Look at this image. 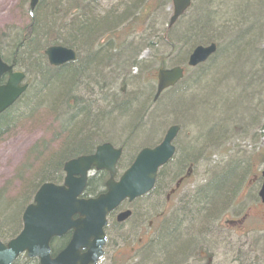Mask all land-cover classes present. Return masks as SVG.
Listing matches in <instances>:
<instances>
[{
  "label": "trees",
  "instance_id": "16d2710c",
  "mask_svg": "<svg viewBox=\"0 0 264 264\" xmlns=\"http://www.w3.org/2000/svg\"><path fill=\"white\" fill-rule=\"evenodd\" d=\"M94 1L99 0H93V2ZM222 3H224V0H222ZM167 6H170V0H117L116 6H114L112 10L101 12L103 13V17H101L97 14L94 7H90L89 2L88 4L85 3V0H66V4H64V0H51V2L49 0H39L34 11L29 12L28 16L31 17L29 24L21 32L13 35L12 41L10 44H7L9 52L4 57L3 61L12 64L15 69H22L21 66L24 65V72L26 74L28 72L33 75L35 74L36 79L38 81L41 80L42 84L37 95L34 94L32 97L30 94L34 88L33 86L30 87L31 84H29L27 92L16 104L0 115V139L10 131L9 129L16 123L18 117L24 118V116H26L30 118V115H34L36 110L40 107H47V110H50L54 115L55 122L59 125L60 131L65 135L57 151L49 154L47 158L43 160L39 169L31 176V179L25 183L21 192L15 199L5 200L3 198V193L0 192L1 242L4 243L14 238L19 233L21 229L22 212L25 207L32 202V198L37 189L44 183L60 184L63 175V164L79 156L92 154L96 142L99 141L98 139L106 137L103 128L106 129V125L110 122L113 124L112 120L114 118H117L118 121L120 119V123L115 121V125L123 126V128L115 129L120 130L118 131L119 133L122 131V133H130L131 135L136 134L137 132L135 131H137L142 124L150 121V113L146 112L147 108L133 106L138 100V97L142 96L143 90L145 89L146 91L144 92L147 96L149 85L148 87L145 86L146 88H140L135 96L130 93L129 99L125 98L121 102H118L119 98L116 99V97L120 96V92L112 94L108 93L107 89L109 85L115 84L111 82L125 77L120 75V72L124 69L129 76L132 68H139L140 61L136 59V53L139 47H135V45L140 46L143 44L141 46L155 53L158 51L155 50V48L165 45H167L169 52L175 47L174 44L176 43H182L184 46L187 45L189 48L185 50L180 61H178V66H180L184 65L185 57L194 46L201 43L205 44L212 36H215L216 33H228V29H226L227 26L218 27L220 20L215 23L214 17L211 19V15L205 11H201L200 15L195 14L191 16L192 19L185 23L182 29L178 30L176 26L187 14L184 15L174 27L168 30L166 27L168 23L167 14H164ZM245 8V4L243 6L241 5V9L236 7V13H232L231 16H226L230 19L228 20L226 18L230 23H236L237 21L234 20L235 18L240 16L242 18V16H244V19L240 22L241 27L245 24L243 22L249 21L246 27L247 30L237 33V35L241 34L246 37L247 43L238 46L232 45L231 48L236 47L239 51L237 50L236 54H233L234 51H231L232 54L229 53L228 57H232V55L237 57L242 52H245V48L247 49V58L249 60L246 64L247 69H245V71L248 70L247 80H250L252 77L255 82L250 90L249 100L245 98V103L248 101V104L250 102H252V104L249 106L246 105L245 108H242V111L245 110L247 113L256 114V111L254 112L256 109L254 108L253 102L256 101L258 104V93L262 88V79L264 78V48H253V46L248 43L250 38L248 40L249 35L246 36V34L252 30V32H254V29L259 27L258 22L261 20V17L256 19L257 16L250 11H246ZM116 10H121V13L116 12ZM227 13L230 12L227 11ZM261 15L264 20V10L261 12ZM258 16H260V14ZM138 40H140V43ZM135 41L137 42L134 43ZM50 46H62L73 50L77 55L76 62L53 70L47 65L45 67L42 63V60L45 59L43 52ZM168 54L169 55H166V57L170 58L172 53ZM221 56L222 53L220 55L217 50L214 56L204 65L196 69L195 75L190 81H192V83L197 81L198 84L201 83L199 85V90L202 89L212 93L224 87L223 84L217 89L218 84L216 83V81L218 83L222 81V77L215 72L216 64L219 62ZM154 57L155 56H153V58ZM123 58H125L124 61ZM229 59L223 58L222 62H228ZM122 63H125V65L123 66ZM255 63L256 65L254 66ZM155 64L158 67L165 66L166 61L159 55V59L155 58ZM154 71L156 72L155 69ZM60 76L65 79V82H60L53 88L51 86V81ZM238 77L241 85H243L242 78H240V75ZM132 78L136 80L138 76ZM233 78L235 77L233 76ZM182 83L183 82L169 91L167 93L168 95L163 100L166 101L168 97L171 100L176 96L179 97L178 94L187 88V84L185 85L186 82L184 84ZM200 93L197 92L195 95L199 98ZM233 93L235 92H230L229 94ZM206 94L208 95L209 93ZM206 94L204 97L200 98L201 104L204 106V102H207L206 109L211 111L212 107L215 108V106L218 105V109L221 110L215 109L218 116L225 115L226 109L222 110V106L227 108L230 102L234 104L237 99L235 96L226 93L222 97L218 95V98L216 97L217 104L213 105ZM89 95L93 98L95 95L100 96L107 110H105V108L100 109L97 106L95 107L92 102H90V99H83V97L88 98ZM28 97L30 98L27 99ZM209 97L214 98L215 96ZM227 97H229L228 103L226 100ZM116 102L118 103L116 104ZM70 103L73 105L70 106ZM123 104L124 107L127 106L133 110L131 109L132 111L122 114L121 116L116 115L118 106ZM18 109L20 110L18 111ZM70 113L73 115H69ZM212 117H214V114ZM163 126L164 125H161L162 130L164 128ZM232 126L228 125L227 128ZM110 128L113 129L112 126ZM214 133H217V137H220L224 131L222 128L214 129V127H211L205 133L206 140L210 139ZM226 133L227 132H225V134ZM133 140H135V138ZM152 142L153 141L150 143ZM46 146V144H43L40 149ZM122 146L126 159V157L131 156L128 148L129 144L124 142ZM186 148L188 151L184 149L178 150L177 168H180L181 164L185 163V160L196 156L197 150L192 151L189 146H186ZM37 155H40V152ZM231 162L232 161H230V163ZM228 165L227 167H229ZM237 166L239 172L244 167V165L238 164ZM241 167L242 169L240 170ZM243 173L240 172L239 176L241 174L243 175ZM238 180L237 178L233 187L229 189L225 195H227L229 191L237 188L236 183ZM209 183L200 188L197 192V196H193V199L187 202V205L190 204L192 209L188 215L190 219L193 218L191 223L187 224L189 218L185 219L182 224L179 225V227L182 226L179 228V230H181L179 235L177 231L169 232L172 227H170V223L166 226L164 225L163 227H166V230L163 232L165 238L161 240L158 239V237H156L155 240L153 238L142 250L135 264H182L186 261V257L188 258V255L192 252H194V256L197 258L195 263L202 264L201 259H199V253L195 252L196 250H193V248L199 243H196L197 239L200 240V238H202V230L209 224L207 223L209 217L203 216L204 208H206L205 211H207V209L211 207L209 202L211 201L210 194L212 190L210 191L211 187ZM92 192L93 191L90 189L86 190V193L92 194ZM225 197L228 198L229 196ZM217 205L220 206V204ZM142 207L148 210L150 209V203H141V206L138 209L136 208L135 215L136 213H141L140 208ZM194 212L197 217L193 216ZM208 215H210V213ZM195 218L197 219L196 222L199 221L198 227L194 225ZM193 229L195 233L185 241L184 232L188 234ZM65 242V239L54 240L51 245L52 254H55L56 251L63 248ZM197 247L201 249L200 251H205V248L203 249L199 245H197ZM253 250H251L252 256H246L245 250L236 249V251L233 252L234 260L229 261L230 264H264V246L258 249L259 254ZM120 260L121 259L115 261L117 262ZM14 264H38V262L36 260H29L23 256L15 261ZM113 264H115L114 261ZM118 264H132V261L128 263L126 259L120 261Z\"/></svg>",
  "mask_w": 264,
  "mask_h": 264
},
{
  "label": "rangeland",
  "instance_id": "374dc122",
  "mask_svg": "<svg viewBox=\"0 0 264 264\" xmlns=\"http://www.w3.org/2000/svg\"><path fill=\"white\" fill-rule=\"evenodd\" d=\"M49 1L51 2V0ZM87 1L90 3V7H94L97 14L101 17H103V13L101 12L112 10L117 2V0ZM87 1L85 0L86 4H88ZM64 4H66V0H64ZM244 4L246 11H250L252 14L256 15V19L261 17V20H258L259 22L257 21L259 27L255 28L254 32H252V30V33L248 32V34H246V36L249 35L248 40L250 38L248 43H250L255 49H263L264 20L261 12L264 10V0H224V3H222V0H192L190 11L184 19L181 20L179 23L180 25L178 24L176 26V29H182L184 24L192 19L191 16L195 14L200 15L201 11L208 12L211 15V19L214 17L215 23L220 20L218 27L227 26L226 29H228V33H225L226 35L216 33L215 36H212V38L205 44L201 43V45H199L204 48L214 45L216 50H218V53L220 55L222 53L219 62L216 64L215 72L222 77V81L219 83L216 81L218 84L217 89L223 84L224 87H221L217 92L214 91L212 93L209 91L206 92L202 89L199 90V85L201 83L198 84V81L192 83V81H190L195 75L196 70H189L186 72L185 79L182 81V84L186 82L185 85L187 84V88L178 94L179 97L176 96L172 100L168 97L165 101L163 99L168 94H164L159 101L155 103L151 101L154 96L156 84V72L154 69L158 70L159 68L155 64V58L159 59V55H161L166 61V66L168 68L178 67V61H180L182 54L189 47L187 45L184 46L182 43L177 44L175 42V47L170 52L167 45H165L163 47L155 48V50H158L155 53L144 46H141L143 44L140 46L135 45V47H139L136 53V59L137 61H140L139 68H132L129 76L126 74L125 69L120 72V75L125 77H121L117 81L111 82L115 84H107L111 88V92L108 91V93L113 94L121 92V94L119 93L120 96L116 97V99L119 98L118 102H121L125 98L129 99L130 93L135 96L140 88L143 89L146 88L145 86H151L147 96L144 92L146 91L145 89L143 90L142 96L138 97V100L133 105L134 107L147 108L146 112L150 113V121L142 124V126L135 131L137 133L131 135L130 133H122V131L119 133L118 131L120 130H116L115 128L120 129L123 128V126L115 125V121L120 123V119L118 121L117 118H114L112 120L113 124L110 120V123H106V126H109L108 129L106 127L107 130L103 128L106 137L102 139L100 138L98 139L99 141L96 142V145L108 142V144L110 143L115 148H122V145L126 142L129 144L128 148L130 153L133 154L137 148L140 149L146 147L151 141L155 142V144L159 143L169 127H179V132L174 142L177 150L184 149L185 151H188L186 146H189L192 151L197 150L196 156L185 160L193 165V172L190 174L189 181L184 185L185 188L190 191L192 190V187L193 189L196 186L201 188L208 185L210 182V191L212 190L210 194L211 201L209 202L211 207H207V211H205L206 208H204L203 212V216L209 217V221L207 222L209 224L205 226L204 230H202V238H200V240L197 239L196 242H199L197 244L199 246H205V251L203 250V252L200 253L203 254L201 256L203 259L202 264H230L228 261H231L224 256L226 254L224 251L225 241L221 239V236H211V234L207 233L212 224H220L223 223V221L241 220V225H236L234 231L227 234V240H232L231 242L234 243V240L237 239V234L240 235L245 232V239L242 241H245L244 248L246 256H252L251 250L253 249L254 252L259 254L258 249L264 246V207L260 204L257 198V193L261 185L259 174L264 168V163H261V160L256 161L258 157L264 158V99H261V96H258V104L256 101L253 102L254 108L256 109L254 112L256 111V114L247 113L245 110L242 111V108H245L246 105L249 106L252 104V102H250L251 100L249 101V104L248 101L245 103V98L249 100V93L255 82L252 77L250 80H247L248 70L245 71V69H247V61L249 62L247 58V49L245 48V52H242L240 54L241 56L238 55L235 57V55H232V57H228L231 51H234L233 54H236L237 50L239 51L236 47L231 48L232 45L238 46L247 43V38L241 34L237 35V33L246 31L249 21L243 22L245 24L241 27L240 22L244 19V16H242V18L241 16L235 18L234 20L237 21L236 23H230L228 21L230 19L226 17L231 16L232 13H236L235 8L238 7L241 9V5L243 6ZM120 11L121 10H116V12L121 13ZM227 11L230 13H227ZM29 12V0H0V56L3 60L9 52L7 44H10L13 35L21 32L29 24L31 18L28 16ZM164 14H167L168 19L171 14L170 6L165 8ZM259 14L260 16H258ZM159 20L161 21L160 17ZM136 42L137 41L134 43ZM138 42L140 43V40H138ZM207 44L209 46H206ZM168 53H172L170 58L166 57V55H169ZM153 56L155 57L153 58ZM185 58V60H187L188 55ZM223 58L230 59L228 62H222ZM124 60L125 58H123V61ZM42 63L46 67L47 64L45 59L42 60ZM122 64L123 66L125 65V63ZM255 65L256 63L254 66ZM21 67L22 69H16L25 74L26 83L28 85L31 84L30 87L33 86L34 88L30 96L32 97L34 94L37 95V92L41 88V80L38 81L35 74L33 75L30 72L26 74L23 69L25 68L24 65ZM239 75L243 80V85L240 83ZM134 76H138V78L133 80L132 77ZM233 76L235 78H233ZM60 82H65V79L61 76L56 77L51 81V86L55 88ZM197 92L200 93L199 98L195 95ZM230 92L235 93L229 94ZM206 93L209 94L207 95ZM226 93L235 96L237 99L234 104L230 102V104L227 105V108L222 106V110L226 109L225 115L218 116L215 112V109H218V105L215 106V108L212 107L211 111L206 109L207 102H204V106L201 104L200 98L204 97L205 94L208 96L207 98H210V102L214 105L217 104L216 97L218 98V95L222 97ZM209 96L215 97L211 98ZM29 98L30 97L27 99ZM86 99H90V102H92L95 107L97 106L100 109L105 108V110H107V107L103 105L100 96L95 95L93 98L89 95ZM228 99L229 97L226 99L227 103ZM118 102H116V104ZM72 105L73 104L70 103V106ZM117 109L116 115L120 116L133 110L127 106L124 107V104L118 106ZM19 110L20 109H18V111ZM46 110L47 107H40L36 110L34 115H30V118L26 116H24V118L18 117L16 123L9 129L10 131L0 139V192L3 193V198L5 200L15 199L21 192L25 183L28 182L31 179V176H33L39 169L43 160L47 158L49 154L56 152L58 146L61 145L60 142L65 134L60 131L59 125L55 122L54 115L50 110ZM218 110L221 111L220 109ZM213 114L214 117H212ZM69 115L73 114L70 113ZM110 125L113 129L110 128ZM161 125H164L163 130L161 129ZM226 125H235L237 127L232 128V126L227 128ZM238 125H242V129H245V131L243 130L244 132H242L238 128ZM211 127H214V129L222 128L224 133L220 137H217V133H214L210 139L206 140L205 133ZM226 130L227 133L225 134ZM134 138L135 140H133ZM131 140L133 141L129 142ZM43 144H46L47 146L40 149ZM39 152L40 155H37ZM177 156H179V151L177 152ZM122 159L125 160L124 152L122 153ZM230 161L232 162L230 163ZM237 164L244 165L245 170L244 167L243 169L242 167L240 168V170L242 169L240 172H244L243 175L241 174L239 176L240 172ZM227 165L229 167H227ZM237 178L239 179L236 183L237 188L235 190L233 189L234 191H229V193L225 195V193L233 187ZM161 184L162 180L159 182V186ZM225 196H229L227 207L222 210L218 209L220 207H217V205L215 206L214 204H220V201L223 200ZM149 201L150 200H148V203ZM172 205V201H164L162 208H158L157 212L154 215H150L151 217L143 223L141 228L135 231L136 238H142V241H139L141 245L148 241L150 234L155 228L156 222L153 221V217L165 210L168 213L171 210L170 207ZM140 206L141 204L137 209ZM187 210L189 212L192 211L190 204L187 205ZM209 213L210 215H208ZM193 216H196L195 212ZM187 218H189L187 224H190L193 218L190 219L189 216L185 215L183 218H180L179 221L172 222L170 225V227H172L169 232L172 231L174 224L180 225ZM197 226H199V221L196 223L195 227ZM194 233V229L190 231L187 234V240ZM155 234L150 240L153 238L154 240L156 239L158 234L156 236ZM205 244L209 245V247L206 248ZM117 246L118 248L115 247L107 252L108 254L100 264H112L114 256L121 259L120 261L129 259L128 254H130V250L126 247H122V245ZM200 250L201 249L199 248L197 252L199 253ZM109 258H111V260ZM120 261H114V263L118 264ZM186 261L182 264H197L193 263V261L187 257Z\"/></svg>",
  "mask_w": 264,
  "mask_h": 264
},
{
  "label": "water",
  "instance_id": "95a60500",
  "mask_svg": "<svg viewBox=\"0 0 264 264\" xmlns=\"http://www.w3.org/2000/svg\"><path fill=\"white\" fill-rule=\"evenodd\" d=\"M38 0H30L32 11ZM190 0H172L173 13L169 21L171 27L189 8ZM215 46L196 47L188 57L187 67L195 68L205 63L215 53ZM44 55L50 66L58 67L75 61L73 51L63 47H50ZM7 76L0 86V114L10 108L25 92L26 85H21L24 75L14 73L12 67L0 58V79ZM183 77L181 68L159 70L157 87L153 102L161 92L173 87ZM177 127L170 128L159 146L142 150L132 166L123 174L118 183H113L114 165L119 159L120 151L110 145L96 148L91 156L68 161L63 166L65 177L61 186L46 183L40 186L21 217L20 233L6 246L0 243V264H12L21 254L36 259L39 264H97L102 257L105 216L122 200H133L148 192L154 183L156 171L164 165L173 154L171 145ZM105 170L110 179L106 184L105 195L96 199L78 200L86 181L88 171ZM262 185L258 197L264 205V171L261 174ZM126 213L119 221L126 219ZM77 218L73 220V217ZM72 231L71 239L64 249L51 257L50 242ZM83 251V253H81Z\"/></svg>",
  "mask_w": 264,
  "mask_h": 264
},
{
  "label": "flooded vegetation",
  "instance_id": "af4514ba",
  "mask_svg": "<svg viewBox=\"0 0 264 264\" xmlns=\"http://www.w3.org/2000/svg\"><path fill=\"white\" fill-rule=\"evenodd\" d=\"M262 93L264 94V78L262 79V88L259 91L258 96H261ZM172 168H174L175 170L178 169L177 165H174V166L166 169V172L169 170L171 172ZM189 172H190V170H189ZM188 177H189V175L187 174L185 177L178 178L177 183L175 185V189L169 188L168 184L165 185L163 187V189L160 192H158L157 195L153 196L154 201L157 200V203H158L160 201L161 197L164 196L165 202H170L172 199H174L176 197L179 189L181 188L182 184L187 180ZM95 178L103 179V178H105V173L100 172V173L95 175ZM104 184H105V182H104ZM104 184H103V187L101 188V190H99V192H101V193H103L105 190ZM145 197H142V198H145ZM136 201L137 200H134L132 202L124 201L114 211L110 212L107 215L106 226L104 228V235H105L104 257L106 256L105 254L107 253L109 248H113V249L115 247L117 248V246H116L117 243L121 244L122 247H126L128 250H130L129 255H136L137 252L141 251L142 247L147 245L146 244V245L142 246L141 243H139V242H138V245H136L133 242L132 243L130 242V241H133V238L135 237V230H138L141 228V225H140V227L136 228L135 221H134V218H135L134 204ZM172 202L176 203L177 200L174 199ZM150 210L151 209L146 210L143 207L140 208V212L145 216L150 215L149 214ZM126 211H131L130 217L125 221L118 222V220H117L118 215L123 213V212H126ZM145 221H146V219H145ZM207 233L213 235L216 233V231L213 228V229L209 230ZM151 235L152 234H150V236ZM69 238H70V235L68 234L66 237V239H68L67 242L69 241ZM139 241H142V238H140ZM229 251H230V249H229Z\"/></svg>",
  "mask_w": 264,
  "mask_h": 264
},
{
  "label": "bare ground",
  "instance_id": "6f19581e",
  "mask_svg": "<svg viewBox=\"0 0 264 264\" xmlns=\"http://www.w3.org/2000/svg\"><path fill=\"white\" fill-rule=\"evenodd\" d=\"M107 89H108V91H110L111 90V88H110V86H108L107 87ZM111 92V91H110ZM83 99L84 100H87L85 97H83ZM235 127H237V126H233L232 128H235ZM238 128L242 131V132H244L245 131V129H242V125L240 126V125H238ZM244 130V131H243ZM248 131V130H247ZM227 132V131H226ZM128 157H126V159H127ZM176 175H177V171L174 169V168H172L171 169V172H170V170L169 171H165L164 172V174H163V177H166V178H168V183H166V184H162L160 187H159V190L161 191L162 189H163V187L165 186V185H167V184H169L175 177H176ZM228 199H229V197L227 198V197H225V198H223V200H221L220 201V206L219 205H217V203H215L214 205L216 206L217 205V207H220V208H218V209H224L225 207H227V202H228ZM137 215V216H136ZM136 217L134 218V221H135V226H136V228H138V227H140V225L142 226L143 225V223H144V221H145V215H143L142 213H136ZM188 216L189 215V211L187 210V207H182V208H180L179 210H177L174 214H172L171 216H169L163 223H162V225H160L159 226V228L157 229V231H156V235H157V237H158V239H162V238H165V235H163V232L166 230V227H163L164 225L166 226V225H168L169 223H170V225L172 224V222H175V221H179V219L180 218H183L184 216ZM181 216V217H180ZM197 217V216H196ZM197 221V219L195 218V223H194V225L196 226V222ZM180 227H182V226H180ZM179 225H177V224H174L173 225V229H172V231L171 232H178V235L181 233V230H179ZM198 227V226H197ZM184 236H185V241L187 240V233L186 232H184ZM139 239L140 238H136V237H134L133 238V241H130L131 243L133 242L134 244H136V245H138V242H139ZM204 244V243H203ZM201 248H205V246H200ZM209 247V245H206V248H208ZM144 249V247H142L141 248V252H142V250ZM198 249H199V247H197V245L196 246H194V248H193V250H196L195 252H197L198 251ZM203 252V250L202 251H199V255H201L200 253H202ZM188 258L189 259H191L193 262H195L196 260H197V258L194 256V252H192V253H190L189 255H188ZM241 261V260H240Z\"/></svg>",
  "mask_w": 264,
  "mask_h": 264
}]
</instances>
